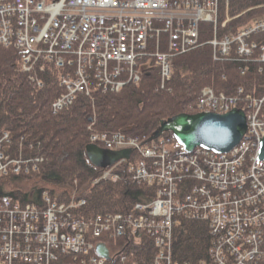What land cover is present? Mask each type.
<instances>
[{
  "label": "built area",
  "instance_id": "1",
  "mask_svg": "<svg viewBox=\"0 0 264 264\" xmlns=\"http://www.w3.org/2000/svg\"><path fill=\"white\" fill-rule=\"evenodd\" d=\"M141 4L149 5L147 0ZM116 7L115 1L102 0L98 9L104 18L116 19ZM119 8V20L133 23L127 9ZM202 8L203 0H170L166 32L185 37L179 52L199 44ZM252 25L257 29L256 21ZM116 35L103 31L95 7L83 0H0V46L18 50L22 69L39 85L38 70L48 65L59 70L63 92L53 103L55 111L70 107L79 95L118 92L125 73L133 81L129 58L120 56L116 68L108 49ZM203 93L217 112L236 107L237 100L220 102L212 90ZM263 107L264 103L255 101L242 109L255 140L236 147L228 158L203 149V157L195 156V151L177 157L170 140L148 143L145 138L98 132L90 125L91 144L114 151L131 149L138 161L128 171L157 188L155 198L139 203L136 213L113 214L104 221L99 214L79 215L87 201L77 199L76 190L65 201L39 186L14 194L12 181L40 178L45 158L27 155L22 149L16 153L9 133H4L0 137V264H179L172 257V241L180 217L209 225V261L200 264H264V161L258 160V144L264 136ZM189 180L195 186L183 197L179 186ZM27 195L31 201H25ZM143 232L156 240L141 254L147 242L141 241ZM142 255L148 262L139 259Z\"/></svg>",
  "mask_w": 264,
  "mask_h": 264
},
{
  "label": "trees",
  "instance_id": "2",
  "mask_svg": "<svg viewBox=\"0 0 264 264\" xmlns=\"http://www.w3.org/2000/svg\"><path fill=\"white\" fill-rule=\"evenodd\" d=\"M250 1L240 7L249 6ZM203 29L201 25L205 42L210 32ZM21 62L18 50L0 46V137L9 133L16 153L22 149L27 155L44 156L39 178L42 186L61 201L69 200L76 190L77 199L87 201L79 212L85 217L107 212L131 214L136 203L153 200L157 189L133 183L126 166H119L123 174L116 183H95L102 169L87 155L90 125L101 132H124L147 140L159 130L161 121L193 112L189 108L204 87L229 95L241 88L245 95H264V64L216 62L211 47L204 45L174 58L172 81L165 89H161L153 63L140 84H130L119 92L97 91L92 97L79 95L70 107L55 113L53 103L63 92L59 70L52 65L38 70L39 85L22 69ZM240 65L248 66L244 73ZM161 136L174 138L172 132ZM211 241L207 222L180 217L173 230V260L179 264L208 262Z\"/></svg>",
  "mask_w": 264,
  "mask_h": 264
},
{
  "label": "bare ground",
  "instance_id": "3",
  "mask_svg": "<svg viewBox=\"0 0 264 264\" xmlns=\"http://www.w3.org/2000/svg\"><path fill=\"white\" fill-rule=\"evenodd\" d=\"M83 1H86L87 4L91 7H95V13L98 19V23L102 27L103 31L107 32V35H109L113 31L117 32L115 44H108V49L111 50L112 55L114 56V59L117 62L116 68L120 65V56H123L124 58H129L128 64L132 68L133 81L130 80L131 76H129V73H125L122 77H120V80L123 84L121 86L122 88L120 87L121 89L119 91L123 90L126 86L130 84H140L142 79L147 74H149L148 70L152 67L153 63L160 77L161 89H165L167 84L171 83L172 81L174 58L204 45L211 47L213 59L216 62L227 60L235 61L237 63H243L246 61L250 64H264V0L258 2H254V0H203V22H201V25L202 28L210 32V37L209 39L205 40V42H203L201 40L200 33L199 44L183 52L179 51L182 49L183 44L186 42L185 37L181 34L175 35L166 32L167 27L170 28V0H147L149 4L148 6H143L141 4L143 0H137V2L135 0H113L117 4L116 19L113 18L111 15H107L106 18L102 16V13L98 9V6L102 2V0ZM249 1V6L243 8L240 7L241 4L247 3ZM120 5H123L124 8L127 9V16L134 18L133 23H124L122 20H119V16L121 15V10L119 8ZM255 21L257 24V29L255 28V26L252 25ZM99 33L102 32L100 31ZM98 36L99 35L96 36L97 40ZM240 67L242 68V73H244L245 69L248 68V66L246 65H240ZM206 89L212 90L214 97L220 102L228 103L230 101L237 100L236 107L230 109L227 112H217L214 108L209 107L210 98L208 95L203 93V91ZM171 91L172 90L170 88V92ZM263 98L264 95L262 97H254L252 94L245 95L244 90L242 88L238 90L237 94L229 95L225 92H217L214 88L207 86L201 89L196 102L192 106H190L189 109L193 112L187 114L212 113L223 115L229 113L233 109H247V107H249L255 101H259L261 104H263ZM240 105L242 107H240ZM54 112L57 113L60 111L54 110ZM244 113L246 115L247 120V131L244 134L242 140L230 152L218 153L201 147L194 149L192 152H187L178 143L175 137L172 138L161 136V134L165 132L160 133L158 136H156L155 134L152 138H147V141L148 143H153L155 140H170L172 144L170 148L171 152L177 157L183 156L184 153H193L194 151L196 152L195 156L203 157L204 154L201 151L207 150L211 151L218 157L228 158L231 156L232 151L236 147L241 146L247 141L255 140V137L252 133V129L249 128L248 114L246 112ZM161 123L162 121L160 122V126ZM106 133H121L127 135L124 132ZM263 138L264 136L259 140L258 144L259 161H262L259 159V150L260 142ZM99 147L105 149L100 145ZM122 160H127L120 164V167L126 166L127 174H129V176L131 177V181L137 184L138 186L146 185V181L144 179H138L136 174L134 176L133 172L128 171V168L130 167L132 162L134 164L137 163L138 156L136 154H133L130 155L129 159ZM97 168L102 169V172L100 173L97 179L99 180V182L107 181L116 183L121 179V173L123 174V172L118 171L119 167H117L113 171H107L109 170L108 167ZM194 183L196 182L193 180H189L187 182V185L179 186L180 195L183 197L187 195V192L189 191L190 187L193 188L195 186ZM198 184L199 186H201L202 182H198ZM24 198L27 202L31 201L29 195L24 196ZM138 204L139 203H136L134 205L133 213L137 212L135 208ZM98 214L102 217V220L104 221L108 216L113 217V214L123 213L107 212ZM147 234L149 233L143 232L140 238L141 241H147L146 246L150 248L154 246V242L152 241L156 240V236L151 237L150 234V236L147 237ZM144 257L145 256L142 255V258Z\"/></svg>",
  "mask_w": 264,
  "mask_h": 264
},
{
  "label": "water",
  "instance_id": "4",
  "mask_svg": "<svg viewBox=\"0 0 264 264\" xmlns=\"http://www.w3.org/2000/svg\"><path fill=\"white\" fill-rule=\"evenodd\" d=\"M171 131L178 143L187 152L201 147L218 153L230 152L247 131L246 115L241 109H233L227 114H187L177 115L162 121L156 136ZM87 155L96 167H112L122 159H129L132 150L112 151L97 145H88ZM259 159L264 161V138L260 142ZM103 248L102 246L100 247ZM103 257H108L104 251Z\"/></svg>",
  "mask_w": 264,
  "mask_h": 264
},
{
  "label": "rangeland",
  "instance_id": "5",
  "mask_svg": "<svg viewBox=\"0 0 264 264\" xmlns=\"http://www.w3.org/2000/svg\"><path fill=\"white\" fill-rule=\"evenodd\" d=\"M86 97H90V96H86ZM42 185L43 184L39 181V178L35 179V177H33V178H30V181H28V178H22L19 181H12L11 188L13 189L12 191H14L13 193L18 195V194H23L25 192H28L32 188L37 187V186L43 188Z\"/></svg>",
  "mask_w": 264,
  "mask_h": 264
}]
</instances>
